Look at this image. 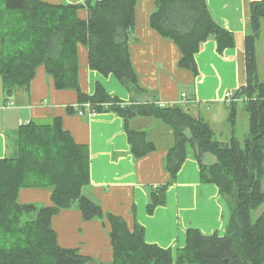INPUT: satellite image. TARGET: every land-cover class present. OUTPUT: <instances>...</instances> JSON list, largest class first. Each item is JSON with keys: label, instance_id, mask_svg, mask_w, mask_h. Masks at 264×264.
I'll list each match as a JSON object with an SVG mask.
<instances>
[{"label": "trees", "instance_id": "16d2710c", "mask_svg": "<svg viewBox=\"0 0 264 264\" xmlns=\"http://www.w3.org/2000/svg\"><path fill=\"white\" fill-rule=\"evenodd\" d=\"M149 22L162 37L181 51L179 65L197 73L195 54L214 39L222 54L235 46V35L211 17L205 0H154ZM138 0H85L51 4L41 0H0V77L5 98L17 89H29L37 66L44 65L57 89H76L79 102H89L92 112L116 111L124 121L132 115L150 116L174 131V144L164 157L170 178L152 190L149 212L164 205L190 154L199 166L200 181L214 184L227 204L226 229L209 234L190 228L186 244L173 257L170 248L146 242L144 229L112 214L84 192L90 180L89 151L77 144L61 119L21 125L12 139L11 156L0 158V264H102L74 248L60 247L51 218L60 209L77 207L85 219L104 218L110 223L111 264H264V211L252 221L250 212L264 201V80H259L256 42L264 18V0L250 3L249 31L244 36L245 83L234 92L228 120L232 126L235 102L243 99L249 131L239 140L232 129L219 140L206 118L181 105H160L153 100L124 104L97 83L91 95L78 83L79 43L86 46L89 68L114 75L129 92H143L132 66L129 42L135 28ZM85 7L86 20L77 16ZM135 158L154 149L145 131L127 130ZM214 156L206 162L205 155ZM22 188H49L53 205L37 207L18 202Z\"/></svg>", "mask_w": 264, "mask_h": 264}, {"label": "crops", "instance_id": "0c3cea01", "mask_svg": "<svg viewBox=\"0 0 264 264\" xmlns=\"http://www.w3.org/2000/svg\"><path fill=\"white\" fill-rule=\"evenodd\" d=\"M41 1L76 4L85 0ZM205 1L218 25L234 33L235 46L219 54L214 39L204 42L194 57L196 74L179 65L181 51L174 41L151 28L149 17L155 6L154 0H138L129 53L143 92H129L114 75L104 76L90 69L87 48L82 43L77 47L79 90L91 95L99 83L124 104L153 100L163 105L178 104L189 113L202 116L201 107L226 106V93L235 92L245 83L243 40L249 31L250 3L258 0ZM77 16L86 20L87 9L79 8ZM8 101L13 104L8 105ZM76 105H82L78 91L57 89L44 65L37 66L29 89L15 90L9 100L5 98L0 77V158L13 154L12 139L21 125L31 121L44 123L58 117L75 143L85 145L89 151L90 180L84 192L105 215L122 218L129 229L135 224L142 226L146 242L170 248L173 257L185 246L186 232L190 228L205 234L224 233L229 219L227 204L216 185L201 183L199 166L192 154L183 162L175 182L167 189L165 204L148 211L153 188L164 185L170 178L164 169V157L175 137L168 124L142 115H132L124 121L116 111L91 113L84 106L81 107L83 113L79 114ZM128 129L145 131V138L154 149L135 158L128 143ZM205 160L213 162L214 156L206 154ZM18 202L37 207L51 206V189L22 188L18 192ZM51 226L60 247L74 248L102 264L113 262L111 227L106 217L85 219L73 206L60 209L52 216Z\"/></svg>", "mask_w": 264, "mask_h": 264}, {"label": "rangeland", "instance_id": "374dc122", "mask_svg": "<svg viewBox=\"0 0 264 264\" xmlns=\"http://www.w3.org/2000/svg\"><path fill=\"white\" fill-rule=\"evenodd\" d=\"M260 24V34H262L259 39V42L257 41L256 44V61L259 80H264V18L261 19ZM200 110L203 112L202 114L209 121L208 123L214 130L215 134L217 135V138L221 140L229 139L233 129L235 136L242 141L249 131L248 116L244 110V103L242 98L237 100V104L235 105V116L233 126L228 120L230 108L224 106L223 104H219L218 106L212 105L211 107L206 108L201 107ZM263 211L264 201L259 204L256 208L251 210L250 215L252 221H254Z\"/></svg>", "mask_w": 264, "mask_h": 264}, {"label": "built area", "instance_id": "2783aa9c", "mask_svg": "<svg viewBox=\"0 0 264 264\" xmlns=\"http://www.w3.org/2000/svg\"><path fill=\"white\" fill-rule=\"evenodd\" d=\"M181 95H182L183 98L186 97L185 93H182ZM233 99H234V92L228 91L226 93V95H225V102L226 103H229V102L233 101ZM12 104H13L12 101H8V105H12ZM160 105H163V104H160ZM83 106L86 107V108H88L90 110V112L92 113V111H91L92 108H91L90 103L89 102H85V103H82V105H80V106L79 105H76L75 106V109L77 110V112L79 114H82L83 113V111L81 109V107H83Z\"/></svg>", "mask_w": 264, "mask_h": 264}]
</instances>
